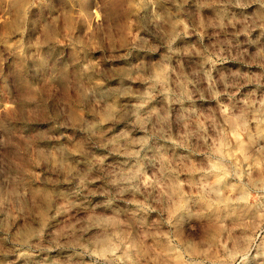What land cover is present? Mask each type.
Here are the masks:
<instances>
[{
  "label": "rangeland",
  "instance_id": "374dc122",
  "mask_svg": "<svg viewBox=\"0 0 264 264\" xmlns=\"http://www.w3.org/2000/svg\"><path fill=\"white\" fill-rule=\"evenodd\" d=\"M0 264H264V0H0Z\"/></svg>",
  "mask_w": 264,
  "mask_h": 264
}]
</instances>
